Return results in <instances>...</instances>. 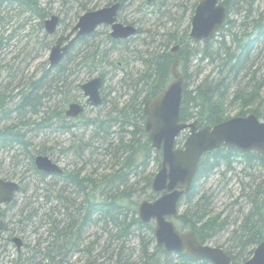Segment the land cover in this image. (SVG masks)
Listing matches in <instances>:
<instances>
[{"label":"rangeland","instance_id":"obj_1","mask_svg":"<svg viewBox=\"0 0 264 264\" xmlns=\"http://www.w3.org/2000/svg\"><path fill=\"white\" fill-rule=\"evenodd\" d=\"M106 1L44 0L45 3L48 2L47 8L51 11L50 14L60 16L63 24L75 23L81 14L106 6ZM145 1L147 0H130L121 13L122 19H119L123 24L134 23L136 28H142V33H137L132 37L133 41L112 50L111 43L106 39V33H109L110 29L105 26L98 29L101 35L97 41H100L101 49L112 54V61H117L119 68L115 69L111 63H105L95 70L93 66L88 70L83 65L78 67L77 72H74L70 78L76 84L100 75V71L106 74L101 92L104 102L101 105L87 106L85 113L78 119L72 120L66 117V124L70 125V129H61L64 121L57 123L52 120L50 128L44 126L43 121H46V118L43 119V117L51 110L54 105L53 101L42 106L41 111L37 114L30 112L23 117L16 118L13 115L12 118V113H10L8 117L0 121V127L14 123L15 128L21 130V133H25L26 139L35 145V149L46 150L50 158L57 162L65 172L78 174L81 177L90 175L94 181L104 176L108 178L113 176L114 172L121 167L120 160L125 153L123 143H126V139L129 137L128 134L122 132L128 127L121 128L120 122L116 124V121L120 119L118 118L119 108L123 107L132 92L130 76L133 80L138 78L145 68L142 60L149 58V55L164 52L167 47L171 50L173 46L178 45L170 44V34L174 33L179 36L182 31L187 29L193 16V13L191 14L193 3L198 4L199 2V0H165L164 4L154 6L146 5ZM22 4V1H14V3L6 1L0 5V41L2 42L0 44V94H11V105L13 106L17 102L18 91L24 89L30 79L32 81L38 79L44 72L43 70L49 67V50L55 40L45 31L44 27H41L42 19L34 16L26 9V6H21ZM262 8L258 3V5H254L253 10L254 12L261 11ZM253 16L255 17L256 14ZM240 17V15L231 16L233 20ZM59 32L65 33L67 30L60 28ZM222 39V37L216 36L213 43L219 46L218 42ZM50 40H52V44L47 48L45 45L49 44ZM226 43H229L228 39ZM256 45L257 48L252 52L250 68L256 71L260 98L244 109L247 112L245 115L253 113L249 110L257 106H260V112H264V37ZM207 64V60L201 63L194 60L189 63L188 70L193 77L190 89L194 88L197 82L195 77L198 72L202 71L198 73L201 77L210 73L212 76L216 75L218 69L214 70ZM93 70V74H87V71L91 73ZM177 70L182 73L179 63ZM249 75V73H242L238 78V84L246 86L249 82ZM237 88L239 87L231 88L228 95V104L226 105V116L228 117H235L242 107L241 101L230 102L234 92L239 90ZM77 93L74 90L70 95L73 96ZM79 101L83 103L85 101L81 91ZM96 119H99L96 128L100 130L97 134L94 126L86 125V121ZM263 119L264 117L260 118L261 121ZM130 129L128 128V132ZM187 132L179 136L178 146L186 139ZM122 140L123 142H121ZM28 152L23 149L21 144L15 147L0 148V177L22 181L21 187L24 188L22 193L17 195L15 204L8 209L6 222L9 223V229L5 230L0 238V264H33L34 262L57 264L59 256L51 260L44 252L46 246L55 241L56 237L50 230L51 223L56 222L62 226L69 221L68 215L74 208L59 198L44 200L49 188H60L65 183L62 180L54 182L49 177L41 179L34 174ZM242 159L237 154H232L229 158L221 161L219 167L208 177L201 178L196 185V191L199 194L195 201L199 200L210 213H221V219L227 223L215 239L207 242L212 246L219 244L229 247L228 245L232 244L231 237L234 230L239 226L243 216L246 215L245 213L253 208L252 199L256 196L264 200V167L256 163L249 166ZM157 169L156 164L152 163L146 172L153 174L154 177ZM21 172H25L26 176L20 181L19 174ZM137 179L138 176L132 174L130 180L116 184H119L122 190L125 185H132ZM67 186L64 195L69 196L71 200L75 198L77 202L81 201V194L76 195L73 187ZM141 186H144L143 183ZM139 187L140 185H138ZM146 192L148 191L145 190L141 196L146 195ZM144 198L145 196L141 200ZM58 203L60 206L56 210L51 209ZM175 225L181 229L178 224ZM132 234L134 235L130 234L124 244L127 252L132 253L128 260L138 261L141 254L142 238H146L147 234L139 231H134ZM114 235H117V229L113 226L105 228L104 224L93 223L84 233L80 249L90 247V259L97 264H114L116 254L113 253H117V248L123 245L119 239L113 238ZM118 236L119 234L116 237ZM13 237L21 239L23 243L21 249H18L10 240ZM57 242L58 244L62 243ZM92 242H94V246L91 245ZM80 249L71 251L69 259L63 264H85L89 258L88 253L81 252ZM254 249L247 248L246 251ZM128 256V253L122 255L124 258L121 260L122 264L126 263ZM33 258L35 260L31 262ZM89 262L91 261L89 260Z\"/></svg>","mask_w":264,"mask_h":264},{"label":"trees","instance_id":"obj_2","mask_svg":"<svg viewBox=\"0 0 264 264\" xmlns=\"http://www.w3.org/2000/svg\"><path fill=\"white\" fill-rule=\"evenodd\" d=\"M16 2L22 1L21 6H26V9L38 17L40 20L47 17L50 13L47 3L44 0H14ZM119 1L121 3V9L118 15L121 18V13L125 10V6L130 0H107L106 5L113 4V2ZM264 3V0H262ZM261 0H221L227 8L228 17L225 22L224 28H222L215 36L204 43H195L188 37L190 30V23L187 25V29L181 32L179 36L170 34V44H178L179 50L177 56L172 57L169 52V48H166L164 52H156L154 55H149V58L143 59L145 64L144 71L139 74L138 78L132 79V92L129 94L128 100L124 103L123 107L119 108L118 121L121 128L124 126L131 128L128 132V128L122 131L129 135L126 139V143H123V151H125L119 170L115 171L113 176L102 177L94 181L90 175L81 177L70 172H65L63 175H55V179L64 181L65 185L60 188H49L44 200L49 201L56 198L62 199L63 202L69 203L74 210L68 215L69 221L63 224L51 223L50 230L55 234V241L50 242L46 246L45 254L48 255V259L54 260L56 257L70 254L71 251L80 249V242L84 238V233L88 227L95 224H104L105 228L114 227L117 229V235L113 238H117L122 242V246L117 248L116 258L114 264H122V255L128 253L125 264H211L209 261L202 259L190 258L186 254L180 253H167L164 249L156 244V238L154 237V227L152 223L143 224L137 217V208L141 199L145 196L146 199L154 200L157 194L152 193L151 179L153 174H147V169L152 163H155L159 167L161 160V152L152 150L150 142L147 139L144 124L146 117L143 113V103L147 98L155 96L160 93L171 81V73L169 71L170 66L174 59L180 61V70L185 76V84L183 90L182 107L180 110L181 121H193L197 120L199 126H207L218 124V122L228 120L230 116H226V105L228 104V95L231 92V88L239 87L231 99V103L241 101V109L236 116H244L247 114L245 108L251 105L255 100L260 98V90L258 89V81L256 80V71L250 68V60L252 59V52L257 48L256 44L260 39L264 37V5L262 6ZM4 2V1H3ZM0 2V5L3 4ZM165 0H159L157 3H151L145 1L147 5L158 6L164 4ZM14 3V2H10ZM261 4L262 10L254 12V5ZM192 12L197 4L193 3ZM85 10V9H84ZM242 14V15H241ZM256 14L254 17L253 15ZM240 15L239 19L233 20L231 16ZM73 23V22H72ZM236 24V26H234ZM42 27L43 22H40ZM134 25V23H131ZM137 33H142V28H138ZM101 32L95 31L93 34L87 37H83L79 41L80 48L77 51H71L64 58V60L53 70L44 69L43 73L38 79L33 80L28 88L27 92L23 94V100L26 103H34L33 112L39 113L40 108H36V93H39V97H50L48 89H55L56 93L62 94L61 99H57V103L51 107L44 118L48 120L64 121L63 126H70L66 124L65 107L72 101L71 98L65 94L73 89L79 90V83H73L70 78L74 72H77L80 66H86L88 70L94 67V70L103 66L105 63H111L114 68L118 67V62L112 61V54L107 50L101 49L100 41H97ZM216 36L223 39L218 42L220 45L216 46L213 41ZM106 39L111 43V49L114 50L121 45L133 41L134 38H128L125 41L112 40L109 33H106ZM229 40L227 44L226 41ZM2 42L0 41V44ZM51 44L45 46L49 48ZM194 60H198L199 63L207 60L208 64L213 67L214 70L218 69L216 75L207 74L201 77L198 72L195 77L197 81L194 88L190 89V82L193 78L188 70L189 63ZM94 70L88 75L94 73ZM242 73H249V82L246 86L238 84L239 76ZM99 74L105 79L106 74L99 72ZM129 77V78H130ZM45 80L47 81L45 83ZM256 80V81H255ZM255 81L254 83H250ZM49 87V88H47ZM230 90V91H229ZM28 104V105H29ZM260 106L254 107L249 112L255 113L258 118L264 117V112L259 111ZM23 111V110H22ZM26 111H23L25 113ZM99 119L88 120L86 125L94 126L95 133L97 134L99 129L96 128ZM44 123V121H43ZM74 126V125H71ZM2 132L0 131V137ZM24 144L23 137L19 141ZM123 142V140L121 141ZM179 144V142H177ZM38 154L44 153V150L37 151ZM232 154H237L243 158L242 161L251 166L256 163L264 167V158L257 152L252 153H240L236 149H227L221 147L219 150H215L206 154L198 165V171L193 179V185L187 195H185L179 202V216L175 220V223L183 230H193L201 243H207L216 238L217 233L227 225L224 219H221V213H210L200 203L195 201L198 196L196 191V185L201 178H206L216 168L219 167L220 162L229 158ZM34 155H30V161L33 160ZM35 173L41 179L47 178L45 174L40 173L34 168ZM138 176V179L132 183V185H125L121 190L117 182H125L124 180H130L131 175ZM143 183L144 186H141ZM67 185L73 187L76 195L81 194L82 200L78 201L74 198L71 200L69 196H65ZM122 185V184H121ZM138 185L140 187L138 188ZM144 196H141L144 191ZM253 208L245 213L239 226L236 228L235 233L238 236L232 240V244L227 246L214 244L215 246L225 249L227 254L232 258L233 264H238L246 261L252 254L253 250L246 251L247 248L257 246L259 242L264 241V200L259 197H254ZM185 206V208H184ZM183 207V208H182ZM56 207L51 209L56 210ZM52 221V220H51ZM60 223V222H59ZM134 231L147 234V237L142 238L141 254L138 261L128 260L131 258V252H127L126 245L124 244L128 239V236ZM57 241L62 242L58 244ZM94 246V242L91 243ZM81 252L88 253V259L85 264H97L90 259L91 252L89 248L80 249ZM79 251V250H78ZM42 254V253H41ZM125 258V255H124ZM123 258V260H124ZM35 259L33 258L31 262ZM89 260L91 262H89ZM66 262V260H64ZM60 258L57 264H63ZM38 264V263H33ZM104 264V263H103Z\"/></svg>","mask_w":264,"mask_h":264},{"label":"water","instance_id":"obj_3","mask_svg":"<svg viewBox=\"0 0 264 264\" xmlns=\"http://www.w3.org/2000/svg\"><path fill=\"white\" fill-rule=\"evenodd\" d=\"M2 1V0H0ZM7 1V0H6ZM157 2L158 0H148ZM121 3L114 2L101 9L81 14L69 33L60 35L49 52V65L57 66L67 55L72 44L85 35L92 34L98 27L106 25L112 39H123L135 36L137 28L118 21ZM189 37L196 42L211 40L224 26L228 13L225 4L220 0H199L192 14ZM45 21V30L54 34L59 25V17L52 15ZM66 42V44H64ZM178 46L172 48L176 56ZM179 61L175 60L170 68L172 81L158 95L144 102L143 112L146 117L145 131L151 148L161 152V164L151 181V191L159 196L155 200L144 199L138 204L137 217L145 224L153 222L156 244L167 253H184L195 259H205L211 264H233L232 258L220 247L200 243L195 232L178 229L173 219L178 218L179 201L192 188L193 179L201 158L211 152L226 147L240 153L257 152L264 158V119L251 113L246 116H235L218 124L199 126L198 121H181L184 74L177 70ZM102 78L85 82L82 90L87 97L86 104L96 107L102 102L100 90ZM83 105L73 102L68 105L66 115L76 117L84 112ZM187 132L184 142H176L183 132ZM39 171L47 174H60L62 169L46 155L35 159ZM18 185L0 178V203L10 204L12 195ZM2 213H0V218ZM5 223L0 220L1 230ZM18 249L22 246L19 238H13ZM240 264H264V242L257 244L250 258Z\"/></svg>","mask_w":264,"mask_h":264},{"label":"flooded vegetation","instance_id":"obj_4","mask_svg":"<svg viewBox=\"0 0 264 264\" xmlns=\"http://www.w3.org/2000/svg\"><path fill=\"white\" fill-rule=\"evenodd\" d=\"M8 1H10V2H14V0H8ZM4 2H6V1H4ZM121 7V6H120ZM49 10V9H48ZM50 11V10H49ZM51 12V11H50ZM52 15H56V14H48L47 15V17H45L44 19H42V21H43V25H42V28L44 27V29H45V21L44 20H46V19H48V17H50V16H52ZM58 16V15H57ZM59 17V20H60V22H59V25H58V27H57V30L55 31V33L54 34H49V35H51L52 37H54L55 38V40H54V44H55V42H56V40L59 38V36L60 35H63V34H67V33H69L70 32V30L72 29V27L73 26H75V24L77 23V21H78V19H77V21L75 22V23H72V22H70L71 24H63L62 23V21L63 20H61L60 19V16H58ZM103 26H105V27H108V26H106V25H103ZM103 26H100V27H103ZM100 27H98L95 31H98V29L100 28ZM62 29V30H67V32H59V29ZM68 28V29H67ZM109 28V27H108ZM110 29V28H109ZM94 31V32H95ZM111 31V30H110ZM93 34V33H92ZM91 34H89V35H85V36H82L81 38H79V39H77L73 44H72V46H71V48L69 49V51L67 52V55L69 54V52H71V51H77L79 48H80V45L78 44L79 43V41L83 38V37H87V36H90ZM109 36H110V32H109ZM112 39V38H111ZM112 40H114V39H112ZM115 40H122V41H125V40H123V39H115ZM52 42V40H50V44H52L51 43ZM53 44V45H54ZM64 44H66V42L64 43ZM52 45V46H53ZM51 46V47H52ZM66 55V56H67ZM65 56V57H66ZM64 57V58H65ZM64 58L62 59V60H64ZM62 62V61H61ZM59 64H61V63H59ZM59 64H58V66H59ZM58 66H55V67H51V65H49V67L47 68V69H50V70H53V69H55L56 67H58ZM96 76H100L101 78H102V88H103V81H104V79H103V77L101 76V75H96ZM94 78H95V76H94ZM93 79V78H92ZM91 80V79H90ZM87 81H89V80H86V81H84L83 83L82 82H80L79 83V86H80V88H79V90H75V89H73V90H71V91H68L65 95L67 96V97H69V98H71V100L72 101H70L67 105H66V107L68 106V105H70V104H72L73 102H76V103H79V104H81V105H85L86 104V100H87V97H85V95H84V92H83V90H82V85L85 83V82H87ZM32 82V80L30 79L29 80V82H28V85L24 88V89H22L21 91H18V94L16 95V100H17V102L15 103V105L13 106V105H11V101H12V95L11 94H9V93H7V94H0V121L2 120V119H4V118H6V117H8V115L10 114V113H12V118H13V115L16 117V118H19V116L20 117H23V116H25L26 114H29L30 112H32L33 114H35L34 112H33V107H34V103L32 102V104H29V103H26L23 99V94L25 93V92H27L28 93V91H27V88H28V86H29V84ZM47 81L45 80V83H46ZM76 84H78V83H76ZM47 88H49V87H47ZM102 88H101V90H100V96H101V92H102ZM77 91L78 93L77 94H74L73 96H71L70 95V93H73V91ZM48 91V93H50L51 95H50V97H46L45 99H44V97H39L40 95H39V93H36V99L38 100L37 101V103H36V108H41L42 106H44L47 102H51V101H53L54 102V104L55 103H57V99H61L62 98V95H63V93L62 94H60V92H59V94H57L56 93V91H55V89H53V88H51V89H48L47 90ZM80 91H81V93H82V96L83 97H85V101H84V103L83 102H80L79 101V98H80ZM29 94V93H28ZM104 102V96L102 97V102L99 104V105H101L102 103ZM29 104V105H28ZM99 105H97V106H99ZM54 106V105H53ZM52 106V107H53ZM65 107V108H66ZM86 107L87 106H85V109H84V112L83 113H81L80 115H78V116H76V117H74V118H76V119H78V118H80L84 113H85V110H86ZM26 111L25 113H23V111ZM66 111H67V109H65V116L67 117V118H69V119H72V120H74V118H71V117H68L67 115H66ZM52 120H55V119H52ZM52 120H48V118H46V121H44V126L45 127H48V128H50L51 127V122H52ZM57 123H58V120H55ZM15 124L14 123H9L7 126H4V127H0V131L2 132V134L3 135H1V137H0V148H9V147H15L16 145H20L21 143L19 142L20 141V138L21 137H23V139H24V144H21L22 145V147H23V149L26 151H29L28 152V155H29V159H30V155L32 156V155H34L33 156V160L32 161H30L31 162V166H33L32 167V169H33V173L34 174H36L35 173V171H34V168L37 170V171H39V169L37 168V166H36V164H35V159H36V157L37 156H39V155H46V156H48L49 158H50V156L47 154V151L46 150H44V153H42V154H38L37 153V151H42V150H38V149H35L34 147H35V145L33 144V143H31V142H29V140H27L26 139V135H25V133H21V130H17L16 128H15ZM71 127H69V126H63L61 129H70ZM51 159V158H50ZM52 160V159H51ZM52 162H54L53 160H52ZM40 173H42V174H45V172L43 171H39ZM65 172V171H64ZM20 176H21V178H20V181L21 180H23L24 178H25V176H26V174H25V172H21V174H19ZM37 175V174H36ZM47 177H49V178H51V180H53L54 182L55 181H57V180H60V179H53L54 178V176L55 175H63V174H56V173H54V174H45ZM1 179H4V180H9V181H12V182H14V183H16L17 185H18V187H17V190H15L14 192H13V195H12V201H11V203L10 204H6V203H0V213H2V216H1V218H0V220L2 219L3 220V222L5 223V226H4V228L1 230V236H0V238L2 237V234H3V232L5 231V230H7V229H9V227H8V222H6V217H8V209H10L12 206H13V204H15V202H16V197H17V195L18 194H20V193H22V191H23V189L24 188H22L21 187V182H19L18 180H16V179H12V178H10V179H7V178H2V177H0ZM55 199H57L56 197H55ZM54 199V200H55ZM57 206V208L60 206V203H58V205H56ZM14 238V237H13ZM13 238H11L10 240H12V242L16 245V247L18 248V246H17V244L13 241ZM20 239V238H19ZM20 241H21V239H20ZM21 244H22V246H23V243H22V241H21ZM22 246L19 248V249H21L22 248Z\"/></svg>","mask_w":264,"mask_h":264},{"label":"bare ground","instance_id":"obj_5","mask_svg":"<svg viewBox=\"0 0 264 264\" xmlns=\"http://www.w3.org/2000/svg\"><path fill=\"white\" fill-rule=\"evenodd\" d=\"M68 1V0H67ZM148 1V0H147ZM148 2H150V1H148ZM151 3H155V2H151ZM188 37H189V34H188ZM190 39H191V37H190ZM192 40V39H191ZM192 41H194L195 43H200V42H196L195 40H192ZM178 46V48H177V51H176V56H177V53H178V50H179V45H177ZM173 48V47H172ZM172 48H171V50L169 51L170 53H171V55H172V57H176V56H174L173 55V52H172ZM96 180H98V179H96ZM193 185V184H192ZM189 193V192H188ZM184 197V196H183ZM182 197V198H183ZM181 200V199H180ZM183 230V229H182ZM185 231H189V230H185ZM193 231V230H192ZM235 231H236V229L234 230V232H233V236L231 237L232 238V240L233 239H235V237H237L238 236V233H235ZM220 233V232H219ZM218 234V233H217ZM262 242H264V241H262ZM259 243H261V242H259ZM258 243V244H259ZM257 247V246H256ZM46 250V249H45ZM114 252H115V250H114ZM114 254V253H113ZM230 257V256H229ZM60 259L62 260V261H64V260H67V259H69V256L68 255H61L60 256Z\"/></svg>","mask_w":264,"mask_h":264}]
</instances>
